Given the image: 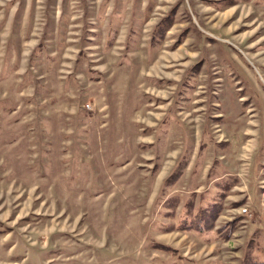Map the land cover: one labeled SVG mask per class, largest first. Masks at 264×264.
Here are the masks:
<instances>
[{
    "label": "rangeland",
    "instance_id": "374dc122",
    "mask_svg": "<svg viewBox=\"0 0 264 264\" xmlns=\"http://www.w3.org/2000/svg\"><path fill=\"white\" fill-rule=\"evenodd\" d=\"M197 145L205 237L154 202ZM0 264H264V0H0Z\"/></svg>",
    "mask_w": 264,
    "mask_h": 264
},
{
    "label": "crops",
    "instance_id": "0c3cea01",
    "mask_svg": "<svg viewBox=\"0 0 264 264\" xmlns=\"http://www.w3.org/2000/svg\"><path fill=\"white\" fill-rule=\"evenodd\" d=\"M200 146L196 147V156L187 160L178 158L172 163L169 171L161 179V184L156 191L158 202L155 207L164 210L159 217L175 219V227L169 229L174 233H194L195 236L205 237L212 234L214 225L224 211V202L231 196L232 188L238 182L235 175L228 174L226 168L214 159L204 165L197 172L196 165L199 161ZM198 158V159H196ZM214 163V166H213ZM197 172V174H196ZM196 174V175H195ZM161 175V174H160ZM195 175V176H194ZM182 181L184 184L180 190H174L176 184ZM158 214V209H156ZM165 224V223H163ZM184 224L179 227L177 225ZM205 224L208 229L202 232ZM229 225H232L229 223ZM172 227V226H170ZM202 230V231H201Z\"/></svg>",
    "mask_w": 264,
    "mask_h": 264
},
{
    "label": "trees",
    "instance_id": "16d2710c",
    "mask_svg": "<svg viewBox=\"0 0 264 264\" xmlns=\"http://www.w3.org/2000/svg\"><path fill=\"white\" fill-rule=\"evenodd\" d=\"M177 226L182 227V226H184V224H180V225H177ZM201 227H202V229H203V231L201 230L202 232H205V231L208 229V228H207V227H208L207 224H205L204 226L201 225ZM205 235H208V234H205ZM162 249H163V248H162Z\"/></svg>",
    "mask_w": 264,
    "mask_h": 264
},
{
    "label": "built area",
    "instance_id": "2783aa9c",
    "mask_svg": "<svg viewBox=\"0 0 264 264\" xmlns=\"http://www.w3.org/2000/svg\"><path fill=\"white\" fill-rule=\"evenodd\" d=\"M247 212V209H244L243 207L242 208H240V212H239V214H242L243 216H246V213Z\"/></svg>",
    "mask_w": 264,
    "mask_h": 264
}]
</instances>
